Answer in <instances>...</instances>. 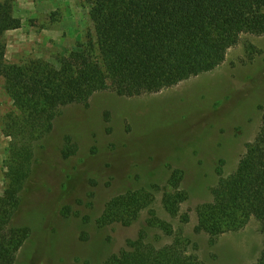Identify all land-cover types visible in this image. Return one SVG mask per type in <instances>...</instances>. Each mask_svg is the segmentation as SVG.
I'll list each match as a JSON object with an SVG mask.
<instances>
[{
  "label": "rangeland",
  "instance_id": "rangeland-1",
  "mask_svg": "<svg viewBox=\"0 0 264 264\" xmlns=\"http://www.w3.org/2000/svg\"><path fill=\"white\" fill-rule=\"evenodd\" d=\"M7 1L21 20L3 34L7 63L39 59L58 67L59 57L86 49L93 28L83 0ZM17 113L0 78V196L12 154L5 118ZM263 114L264 34L249 33L217 68L172 87L133 97L103 90L86 107H63L48 136L34 142L33 171L10 221L29 230L15 264H102L141 229L155 246L169 244L173 236L148 225L149 210L187 239L188 251L194 248L204 264H254L264 242L254 217L212 243L193 229L196 207L212 200L217 167L223 176L235 170ZM66 138L77 151L65 159ZM172 170L182 174L186 193L177 216L165 211L159 191L129 226L99 223L109 198L150 184L167 187Z\"/></svg>",
  "mask_w": 264,
  "mask_h": 264
},
{
  "label": "trees",
  "instance_id": "trees-1",
  "mask_svg": "<svg viewBox=\"0 0 264 264\" xmlns=\"http://www.w3.org/2000/svg\"><path fill=\"white\" fill-rule=\"evenodd\" d=\"M83 1L89 6L93 28L87 47L59 57L55 67L39 59L24 64L6 62L3 34L19 28L21 20L9 1L0 0V78L18 111L5 118L12 154L8 185L0 196V264H15L28 237L27 228L14 227L10 221L33 171L34 142L48 136L63 107H86L90 97L103 90L124 97L159 92L217 68L242 34H264V0ZM76 151V145L66 138L63 157ZM179 172L172 170L167 187L150 184L109 198L99 223L129 226L150 207L159 191L165 211L177 216L186 200ZM217 175L218 181L210 189L212 200L195 209L194 232L207 234L212 243L219 235L242 227L250 217L264 232V114L235 170L223 176L219 165ZM148 213V225L173 236L172 241L157 247L146 241V231L141 229L102 264H204L194 248L188 251L187 239L174 234L171 225L154 211ZM181 220L189 221L188 214ZM254 264H264V242Z\"/></svg>",
  "mask_w": 264,
  "mask_h": 264
}]
</instances>
